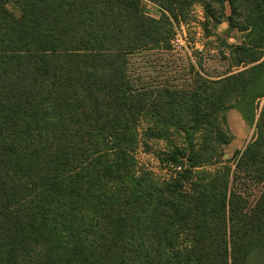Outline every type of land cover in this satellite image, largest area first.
Returning a JSON list of instances; mask_svg holds the SVG:
<instances>
[{"label": "trees", "instance_id": "obj_1", "mask_svg": "<svg viewBox=\"0 0 264 264\" xmlns=\"http://www.w3.org/2000/svg\"><path fill=\"white\" fill-rule=\"evenodd\" d=\"M148 1L0 0V264H264V0ZM198 5L237 71L135 82ZM233 109L255 135L226 159Z\"/></svg>", "mask_w": 264, "mask_h": 264}, {"label": "rangeland", "instance_id": "obj_2", "mask_svg": "<svg viewBox=\"0 0 264 264\" xmlns=\"http://www.w3.org/2000/svg\"><path fill=\"white\" fill-rule=\"evenodd\" d=\"M19 15V11L10 6ZM147 15L160 18L161 9L154 3L144 0ZM230 15L228 10L227 16ZM204 10L198 5L190 14L187 25H182L178 35L182 43L173 46V51L145 52L130 59L131 72L138 84L160 83L175 86H188L192 82V66L195 70L210 79H218L237 69L232 68L229 60V50L223 41L229 44H240L245 41V35L230 28L227 18L218 28L211 29L208 35L204 31ZM210 36V37H209ZM264 108V100L260 110ZM229 127L234 135L232 144L225 148V158L232 159L237 151H243L255 135V126L248 125L237 110H231L227 115ZM150 149L142 148L137 158L142 168L153 170L160 179L167 177V173L159 168L157 152L164 145L157 142L150 143Z\"/></svg>", "mask_w": 264, "mask_h": 264}, {"label": "built area", "instance_id": "obj_3", "mask_svg": "<svg viewBox=\"0 0 264 264\" xmlns=\"http://www.w3.org/2000/svg\"><path fill=\"white\" fill-rule=\"evenodd\" d=\"M182 42H183V39L180 38L179 35H177L176 38H175V40H174V42H173V44L174 45H178V43H182Z\"/></svg>", "mask_w": 264, "mask_h": 264}]
</instances>
